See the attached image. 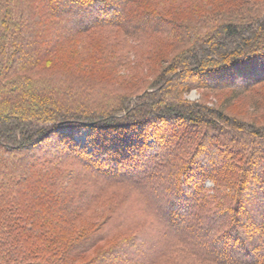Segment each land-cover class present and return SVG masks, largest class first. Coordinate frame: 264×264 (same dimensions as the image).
Listing matches in <instances>:
<instances>
[{
    "label": "trees",
    "instance_id": "16d2710c",
    "mask_svg": "<svg viewBox=\"0 0 264 264\" xmlns=\"http://www.w3.org/2000/svg\"><path fill=\"white\" fill-rule=\"evenodd\" d=\"M0 264H264V0H0Z\"/></svg>",
    "mask_w": 264,
    "mask_h": 264
},
{
    "label": "rangeland",
    "instance_id": "374dc122",
    "mask_svg": "<svg viewBox=\"0 0 264 264\" xmlns=\"http://www.w3.org/2000/svg\"><path fill=\"white\" fill-rule=\"evenodd\" d=\"M50 8H52V7H50ZM118 17V16H117ZM226 50V49H225ZM187 81H189V82H197V81H195V80H187ZM202 97V94L200 93V92H198V91H195V90H192V91H190L188 94H187V96H186V98L188 99V100H198L199 98H201ZM203 97L204 98H206L204 95H203ZM216 98L218 99V100H222L223 98H224V95L223 94H221V95H216ZM209 101H210V98L208 99ZM246 105H247V101H243L242 99H240V100H238L235 104H233V105H231L227 110H226V112L228 113V114H231V115H235V116H237V117H244V118H250V113H249V110L247 111V109H246ZM179 130H180V133H182L184 130L182 129V128H179ZM220 147H223V146H220ZM22 171V170H21ZM128 177H130V178H135V175L134 174H130ZM127 177V178H128ZM207 184H209V183H207ZM112 188H120V186H118V187H112ZM122 188V187H121ZM159 198L160 196H159V194H158V192H156V193H154L153 195H152V198L153 199H155V198ZM131 199H132V197L130 198V200L124 205V207H123V209L119 212V214L117 215V218H118V220H121V219H123L122 220V222H121V225L120 226H125V225H127V220L125 219V218H127V217H129V216H131V215H134V214H137L136 215V217L135 218H138L139 217V215H138V213H139V210L137 209V207L139 208V204H138V201L136 200V198L134 199V200H132L131 201ZM164 199V198H163ZM160 202V205H159V209H162V207H161V204L162 203H164V201L163 202H161V201H159ZM116 218V219H117ZM171 222H173V223H175V224H179L181 221L178 219H172V221ZM119 226V227H120ZM106 228H107V230H108V232L110 233H112V221L110 222V223H108L107 224V226H106ZM118 229V228H117ZM116 229V230H117ZM202 229L203 228H198V227H192L191 228V230L193 231V233H195V234H199L201 231H202ZM249 237V236H248ZM150 240H153L152 238L151 239H149V241ZM148 241V240H147ZM255 242V241H254ZM252 244H254L253 243V241L251 242ZM124 253V255H125V253H127V252H123ZM254 256H252V258H253Z\"/></svg>",
    "mask_w": 264,
    "mask_h": 264
},
{
    "label": "snow or ice",
    "instance_id": "6c2138e0",
    "mask_svg": "<svg viewBox=\"0 0 264 264\" xmlns=\"http://www.w3.org/2000/svg\"><path fill=\"white\" fill-rule=\"evenodd\" d=\"M65 2H67V0H65ZM225 70H226V72L229 71L228 69H225ZM144 195H145V197L150 199V194L148 192H145Z\"/></svg>",
    "mask_w": 264,
    "mask_h": 264
}]
</instances>
